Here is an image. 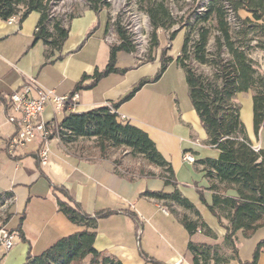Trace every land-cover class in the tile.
<instances>
[{
    "label": "crops",
    "instance_id": "1",
    "mask_svg": "<svg viewBox=\"0 0 264 264\" xmlns=\"http://www.w3.org/2000/svg\"><path fill=\"white\" fill-rule=\"evenodd\" d=\"M76 15L69 23L61 51L55 52L47 64H44V46L41 43L32 46L39 19L37 13L29 14L20 25L0 21V196L8 194L11 197L10 200L2 197L0 224L13 236V247L8 251L0 250V264H24L28 253L37 257L60 238L82 230L58 211L57 202L67 201L60 190L88 216L112 213L97 221L93 244L96 252L114 257L121 264H153L151 261L192 264L186 250L187 242L211 245V239L200 233L189 237L179 216L162 212L165 207L162 201L141 195L144 192L170 195L176 190L191 204L218 241L222 240L224 231L197 195V190L202 191L204 201L210 204L211 193L207 191L208 183L199 161L215 160L218 152L205 145L207 138L190 104L183 71L172 62L156 82H150L160 68V49L155 53L154 61L147 64H141L135 54L118 53L116 68L128 71L123 75H109L96 87L78 91V105L71 113L115 104L140 81L148 80L129 100L118 106L117 120L146 133L158 153L170 164L175 187L164 186L158 177L160 171L155 168L154 173L159 174L152 178L122 175L113 164V155L105 159L98 157L92 139L79 138L64 145L59 139L52 138L48 144V163L44 167L37 159L38 141L15 155L7 152L6 140L14 134L15 128L6 121L4 101L24 81L34 80L41 88L66 96L83 75L90 77L95 70L104 69L109 47L104 42L105 17L100 11L87 8ZM246 16L240 14L241 18ZM173 53L168 56L175 59L179 48ZM57 57L60 60L55 61ZM88 84L89 80L82 86ZM242 96L247 102L251 99V94L247 93L237 95L235 100ZM67 113L70 112L55 114L53 108L47 106L41 119L45 123L55 120L59 124ZM245 128L252 146L264 149V130L254 135L252 117L246 120ZM83 141L91 143L84 145ZM184 155H190L193 162H185ZM227 195L233 196V193L227 192ZM176 211L189 219L194 218L181 208ZM237 237L240 261L250 262L256 244L264 240V228L247 239L240 233ZM257 264H264V249Z\"/></svg>",
    "mask_w": 264,
    "mask_h": 264
},
{
    "label": "trees",
    "instance_id": "2",
    "mask_svg": "<svg viewBox=\"0 0 264 264\" xmlns=\"http://www.w3.org/2000/svg\"><path fill=\"white\" fill-rule=\"evenodd\" d=\"M57 0H0V21L15 17L20 25L29 14L37 13L38 22L33 33L32 46L41 43L44 64L55 52L59 53L68 35V26L77 15H69L64 22L56 19L53 8ZM179 16H173L170 0H138V11L146 15L150 28L146 57L140 61H154L159 49L158 33H167L171 43L176 35L186 30L178 56L167 55L170 46L160 51V68L150 82H156L168 65L174 62L184 73L188 98L207 141L206 146L218 152L215 160H202L204 178L211 193V202L204 201L202 191L197 190L200 203L224 231L220 253L218 245L187 242L186 250L192 264H257L264 249V240L259 241L250 262H241L238 256V237L245 239L264 228V149L254 151L244 125L240 120L239 106L235 97L251 94L252 126L255 136L264 130V71L251 58L257 50L264 53V0H211L203 12H196L197 1H172ZM103 0H87L84 8L100 11ZM231 13V14H230ZM244 13L247 16L240 17ZM230 16V17H229ZM233 18L234 24L230 22ZM106 19L105 30L109 28ZM118 43L109 45L108 60L103 70L93 75H83L73 91L92 89L112 74L123 75L128 69L116 68L118 53L134 54L135 47L130 35L117 20L113 24ZM60 60L57 57L55 61ZM196 67H205L208 72H197ZM89 80V84L82 86ZM148 83L140 81L123 99L112 105L99 106L83 113H67L58 124V139L64 144L74 143L79 138L93 140L98 157L105 159L114 151H127L132 158H139L147 167L159 169L158 177L164 186L175 187L174 173L168 162L158 153L146 133L129 123L118 122L116 110L135 92ZM66 113V110H63ZM116 167V161L113 162ZM117 172V171H116ZM147 176H153L148 173ZM66 202H57L58 211L72 225L82 230L62 237L37 257L28 253L24 264H121L114 257L94 250L97 221L110 216L111 212H99L88 216L74 204L62 190ZM232 192L233 196H228ZM141 196L162 201L166 208H181L194 217L177 216L180 224L191 237L196 233L215 240V235L202 222L191 204L174 190L170 195L144 192ZM10 200L8 194L0 196ZM1 225L0 227H2ZM153 264H158L151 261Z\"/></svg>",
    "mask_w": 264,
    "mask_h": 264
},
{
    "label": "built area",
    "instance_id": "3",
    "mask_svg": "<svg viewBox=\"0 0 264 264\" xmlns=\"http://www.w3.org/2000/svg\"><path fill=\"white\" fill-rule=\"evenodd\" d=\"M141 14L148 20L146 15ZM51 17L55 18L54 16ZM60 17L64 22L66 21V14ZM112 22L104 37V42L109 45L118 43ZM6 23L9 25L17 24V19L12 17ZM148 46L149 39H145V45H138L139 53H142L143 56L146 55ZM77 105L78 93H73L70 96H58L51 90L41 88L34 80L24 81L20 88L8 95L4 101L6 121L15 128L14 134L6 140L7 152L10 155H15L17 151H22L29 144L38 141V163L42 167L46 166L49 157L48 144L52 138L58 139V123L55 120L48 123L43 122L41 115L44 109L51 106L55 114H60L64 109L66 112H73ZM253 149L254 151L259 150L256 147ZM183 160L189 163L193 162L190 155H184ZM162 212L165 215L168 214L165 210ZM12 247V234L0 227V250L8 251ZM180 263L181 261L176 264Z\"/></svg>",
    "mask_w": 264,
    "mask_h": 264
},
{
    "label": "rangeland",
    "instance_id": "4",
    "mask_svg": "<svg viewBox=\"0 0 264 264\" xmlns=\"http://www.w3.org/2000/svg\"><path fill=\"white\" fill-rule=\"evenodd\" d=\"M87 0H57L55 2V6L53 8L54 17L56 19H62L63 14H66V19L69 15H76L81 12V10L85 6V2ZM109 1V2H107ZM137 1L138 0H106L103 1V6L100 9L101 14L105 17V19H109V25H111V21L114 24L115 21L119 20L121 23V26L124 27L125 30H127V33L130 35L131 40L133 41V45L135 47V55L138 60H143L146 56L141 53H139L138 45H145V39H149L150 34V28L148 25V20H146L140 11H138L137 8ZM173 0H170L171 5V12L173 16H179L180 13L177 12L173 2ZM186 2H192L197 1V9L196 12H203L204 8L211 0H184ZM231 24H234V20H232ZM131 26V27H130ZM114 28V27H113ZM131 31H130V30ZM138 30V32H137ZM186 33V30L180 31L174 40L170 43L167 39V33L159 32V49L163 50L170 46L169 54H174V50L176 48L181 47V41L183 40V36ZM135 35V36H134ZM181 35V36H180ZM143 36V37H142ZM138 37V39H136ZM136 41V43H135ZM140 42V43H139ZM180 44V45H179ZM179 46V47H178ZM256 56L251 57L252 60H254L260 68L264 71V53L257 50L255 51ZM167 53V55H169ZM254 53V52H253ZM263 55V56H259ZM195 70L199 72H208V69L205 67H196ZM166 79V78H165ZM236 104L239 106V113H240V120L242 124L245 127V122L247 119L252 117V111H251V99L248 100L245 96H242L241 98H238L235 100ZM246 129V128H245ZM91 143L90 141H83L84 145H87ZM90 145V144H89ZM94 146V145H93ZM110 155L114 156V161H116V169L124 176L127 177H146V178H152L154 176H157V174L154 173V169L151 167H147L143 161H141L139 158H132L127 151L118 150L112 152ZM108 155V156H110ZM113 161V162H114ZM148 173H152L153 176H147ZM168 214L170 212H175L177 216H182V214H179L176 211V207L172 206V208H163ZM1 214V212H0ZM5 213H3V216ZM170 219H174L172 215H170ZM175 223V219L173 220ZM2 224H0L1 226ZM202 235V234H201ZM216 237V236H215ZM223 239V238H222ZM211 245H218L220 247V253H226L224 250L221 249L222 240L215 238V240L211 239ZM179 262V261H178Z\"/></svg>",
    "mask_w": 264,
    "mask_h": 264
},
{
    "label": "bare ground",
    "instance_id": "5",
    "mask_svg": "<svg viewBox=\"0 0 264 264\" xmlns=\"http://www.w3.org/2000/svg\"><path fill=\"white\" fill-rule=\"evenodd\" d=\"M231 14V13H230ZM230 17V16H229ZM230 20V22H232V20H233V18H230L229 19ZM131 27V26H130ZM130 30V29H129ZM131 31V30H130ZM137 32H138V30H137ZM135 36V35H134ZM143 37V36H142ZM136 39H138V37H136ZM133 42V41H132ZM143 42H145V41H143ZM135 43H136V41H135ZM140 43V42H139Z\"/></svg>",
    "mask_w": 264,
    "mask_h": 264
}]
</instances>
